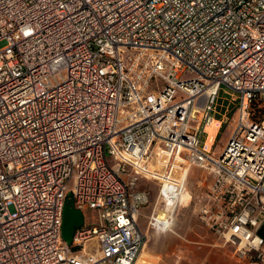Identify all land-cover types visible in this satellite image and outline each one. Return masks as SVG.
Segmentation results:
<instances>
[{
    "label": "built area",
    "instance_id": "built-area-1",
    "mask_svg": "<svg viewBox=\"0 0 264 264\" xmlns=\"http://www.w3.org/2000/svg\"><path fill=\"white\" fill-rule=\"evenodd\" d=\"M192 166L200 218L264 264V0H0V264H133Z\"/></svg>",
    "mask_w": 264,
    "mask_h": 264
},
{
    "label": "rangeland",
    "instance_id": "rangeland-1",
    "mask_svg": "<svg viewBox=\"0 0 264 264\" xmlns=\"http://www.w3.org/2000/svg\"><path fill=\"white\" fill-rule=\"evenodd\" d=\"M228 89L222 86L218 92V102L225 104L230 99ZM236 105L238 100L233 101ZM220 112V111H219ZM215 114V112H213ZM230 117V116H228ZM230 133L228 124H224L218 133L215 150L219 151L225 144ZM206 171L200 167L192 166L189 169L186 187L175 205L158 203L156 210L160 221H167V227L158 230L150 229L144 247L139 251L135 264H242L244 259L237 255L236 245L225 242L224 239L211 234L209 227L199 216V202L195 195L204 193L201 185ZM208 178V177H207ZM208 179H205L207 182ZM141 187L149 189L150 199L144 210L150 213L157 200V186L153 181L141 180ZM190 195H192L190 197ZM172 211V220L166 219L164 208ZM162 208V209H161ZM163 223V222H162ZM146 226V220L143 223ZM163 226V225H162ZM166 226V225H165ZM169 237L180 245L169 244ZM72 249L78 246L71 245ZM182 250V251H181ZM133 263V264H134Z\"/></svg>",
    "mask_w": 264,
    "mask_h": 264
},
{
    "label": "water",
    "instance_id": "water-1",
    "mask_svg": "<svg viewBox=\"0 0 264 264\" xmlns=\"http://www.w3.org/2000/svg\"><path fill=\"white\" fill-rule=\"evenodd\" d=\"M73 199L71 193H68V197L65 201L62 216V237L67 242L72 241L74 229L83 223V214L81 210L72 206Z\"/></svg>",
    "mask_w": 264,
    "mask_h": 264
},
{
    "label": "crops",
    "instance_id": "crops-1",
    "mask_svg": "<svg viewBox=\"0 0 264 264\" xmlns=\"http://www.w3.org/2000/svg\"><path fill=\"white\" fill-rule=\"evenodd\" d=\"M221 105H223L222 104V102H219ZM220 111V112H219ZM223 113H224V108L222 107V106H220L219 107V109H218V113H216L215 115H214V119H217V120H220L222 117H223ZM222 129V128H221ZM220 129V130H221ZM220 130H219V132H220ZM218 132V133H219ZM218 136V135H217ZM180 202V201H179ZM143 207H145V206H143ZM141 208V213H140V216H139V219H138V221H139V225H140V227L142 228V229H144L146 226L143 224L144 223V220H146L145 219V215L146 214H148V213H146V211L144 210V208ZM162 209V208H161ZM210 232H211V234L212 235H214V236H217L212 230H210ZM169 244H175V245H180V244H178L177 243V241H175L174 239H172V238H170L169 237Z\"/></svg>",
    "mask_w": 264,
    "mask_h": 264
},
{
    "label": "bare ground",
    "instance_id": "bare-ground-1",
    "mask_svg": "<svg viewBox=\"0 0 264 264\" xmlns=\"http://www.w3.org/2000/svg\"><path fill=\"white\" fill-rule=\"evenodd\" d=\"M218 124H219V120H217V119H212L211 121H209L207 124H206V126H205V130L208 132V135H207V137H206V143H207V145L209 146L210 144H211V141H212V139H213V136H214V134H215V132H216V130H217V127H218ZM168 205H165V207H167ZM144 247V246H143ZM182 251V250H181ZM144 253H146V249H145V247H144V249H143V253L142 254H144ZM138 257L139 256H137V259H138ZM137 259H136V261H137ZM136 261H135V263H136ZM134 263V264H135ZM173 264V263H172Z\"/></svg>",
    "mask_w": 264,
    "mask_h": 264
}]
</instances>
